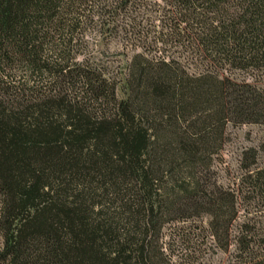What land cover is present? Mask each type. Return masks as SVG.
Masks as SVG:
<instances>
[{"label": "trees", "instance_id": "trees-1", "mask_svg": "<svg viewBox=\"0 0 264 264\" xmlns=\"http://www.w3.org/2000/svg\"><path fill=\"white\" fill-rule=\"evenodd\" d=\"M150 3L168 38L106 70L96 48ZM166 42L185 56L149 52ZM246 124L264 125V0H0V264H173L163 225L201 216L223 264H264L256 150L232 187L212 169Z\"/></svg>", "mask_w": 264, "mask_h": 264}, {"label": "rangeland", "instance_id": "rangeland-1", "mask_svg": "<svg viewBox=\"0 0 264 264\" xmlns=\"http://www.w3.org/2000/svg\"><path fill=\"white\" fill-rule=\"evenodd\" d=\"M146 8L140 10L135 9L136 22L138 26L132 27V31L126 36L122 33H118L116 36L110 35L106 40L101 42V46L96 48V54L94 56L102 63L106 70L115 73L125 66L127 58L132 54V50H135L132 46L136 45L138 38L146 43L151 42L155 38L161 37L166 40L164 34L158 35L151 32L153 30L152 22L156 19L157 13L152 12L155 7H152V3L144 5ZM148 19L150 21H148ZM148 21V22H147ZM157 24L154 21V25ZM158 32V28L154 29ZM138 32V33H137ZM164 32V31H163ZM138 36V37H137ZM149 52L151 54H162L163 56L183 58L185 53L174 46L171 42L159 44L153 48L150 45ZM138 50V49H136ZM158 52V53H155ZM237 79L248 77L244 74H236ZM253 78L249 79L252 81ZM262 86V81L257 83ZM119 97L122 96L121 91L118 92ZM253 148L256 150V165H264V125H227L224 130V141L218 152L213 158L212 169L215 172V178L217 182L222 186L232 187L234 182L238 181L239 176L242 173L240 169V162L244 159L242 152ZM246 203L240 204V211L238 220L233 224L232 230H235V226L241 221L247 222V218L243 214L244 208L249 210ZM207 217L201 216L197 219H189L179 222H169L163 225L160 231L159 242L163 248L164 254L171 260L173 264H223L226 261H231L232 249L226 254L221 253L212 242L207 233ZM231 255V256H230Z\"/></svg>", "mask_w": 264, "mask_h": 264}]
</instances>
